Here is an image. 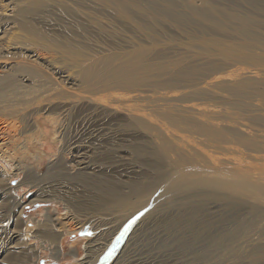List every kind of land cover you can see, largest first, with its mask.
Segmentation results:
<instances>
[{
    "label": "rangeland",
    "instance_id": "rangeland-1",
    "mask_svg": "<svg viewBox=\"0 0 264 264\" xmlns=\"http://www.w3.org/2000/svg\"><path fill=\"white\" fill-rule=\"evenodd\" d=\"M21 7L25 11L19 13ZM0 31L5 42L0 49V73L20 65L35 69L37 76L25 73L29 81L24 83L44 82L43 94L53 96L49 106L61 108L68 95L78 100L84 96L111 100V105H90L87 112L77 114L83 108L79 101L64 121L67 129L62 141L51 148L53 154L32 159L37 150L31 148V158L22 167L39 164L37 174L48 176L58 164L74 176L83 166L74 163L73 146L78 145L83 146L87 176L120 183L124 191L133 181L163 185L173 176L183 181L248 170L247 179L257 188L264 187V0H0ZM137 57L151 69L144 67L123 79L109 74ZM104 61L109 70L95 69ZM67 106L60 109L61 119L67 117ZM191 106L215 109L218 114L200 117ZM135 109L139 116L134 115ZM203 121L237 135L234 144L223 147L239 149L232 157L241 158L240 162L215 164L197 150L177 146L172 133L204 139L192 125ZM163 148L167 149L164 156L149 153ZM6 154L0 151V179L10 175L9 187H14L24 175L14 169L19 157L9 162ZM160 161L164 164L160 175L167 178L157 180L149 163ZM67 185L64 190L57 187L62 190L59 197L35 203L28 202L35 188L22 184L14 190L24 205L22 219L32 233L40 226L36 221L82 224L81 229L66 232L58 251L29 234L28 243L39 255L37 264H80L88 259L87 242L98 234L105 244L91 264H114L118 257L122 264H246L248 252L264 243V194L241 192L235 211L223 202L205 201L199 216L202 222L216 225L214 229L228 231L244 220L254 221L249 234L214 250L210 239L196 236L202 226L191 216L182 189L175 191L174 198L152 200L128 217L99 203L79 181L67 180ZM3 188L0 181V214L6 219L8 198ZM133 196L131 204L137 201ZM71 199L79 210L68 202ZM156 203L150 218L142 219ZM259 262L264 264V259L255 264Z\"/></svg>",
    "mask_w": 264,
    "mask_h": 264
},
{
    "label": "bare ground",
    "instance_id": "bare-ground-1",
    "mask_svg": "<svg viewBox=\"0 0 264 264\" xmlns=\"http://www.w3.org/2000/svg\"><path fill=\"white\" fill-rule=\"evenodd\" d=\"M40 1L42 2V0ZM119 8L122 9L121 7ZM23 11H25V8L21 7L19 9V13ZM27 30L29 32L34 31V29H31L29 25L27 26ZM3 39V33H1L0 49L1 47L4 48L3 46L5 42L3 43ZM6 47H9L8 44ZM144 67L146 68L147 66H144L142 64V58L137 57L132 58V60L129 59L128 61L123 62V64L118 67L112 68L109 74L122 79L130 78V76H133L138 70L141 69L142 71V68ZM104 68L105 61L102 64L99 63L97 66H95V69L100 71L101 69H103L104 71ZM147 68L151 69V67ZM6 70V73H0V151L3 156L7 153L6 155L8 156L9 162H13L14 158L17 159V157H19L20 160L19 162H16V164L14 165V169L16 171L21 170L24 176L20 183H18V185L14 187H9V182L10 180H12V177L10 175L8 177L6 176L7 178L5 180L0 179V181L4 183V193L8 198L4 205L5 214L7 217H3L6 219H2L0 214V264L38 263V252L33 247H31L30 243H28L29 234H31L32 237L39 239L41 243H49L51 249L58 251L62 246L66 232H68V234H71L72 232H75V230L81 229L82 227V224H79V226L77 227H73L72 225L65 226L62 223H50V220H46L43 223L36 221L37 225L39 224L40 226L37 231L32 233V231H30V229L27 227L28 221H24L22 219L24 205L22 204L21 199L14 194V190H19L22 184H26L27 186H29V188H35L36 192L28 201L29 203H35L37 201H45L49 198L59 197L62 190H58V188L68 187L67 180L74 179L84 184L88 188L90 195L97 199L99 203L114 207L118 211L124 212L128 217L136 212L138 213L144 207L149 205V202L152 200L155 201L156 199H161L162 201L165 198H174L175 195H177L175 191H177L178 189H182L186 191L184 203L189 206L191 216H196L202 226V228L200 227L201 231L196 232V236L203 235L204 238L210 239V241L213 243L214 250H221L223 246L232 244L236 239L240 237L241 234H249L248 231L250 230L248 229L252 227L254 221L252 222L244 220L243 222H240V224H238V226L234 229L221 231V229H214L216 228V225L214 224H207V222H202V216H199L201 211L205 207V201H207L208 199H212L217 202H223L230 211H235V208H237L240 203L239 194L241 192H245V194L249 196H251V194L254 195L255 193L264 194V187L257 188L254 183L247 179L248 175L250 174L249 170L243 172V174L241 175H238L237 173L231 171H222L221 174L219 173L218 176H215L214 178H205L203 176H199L193 179H186L185 177V180L183 181L179 179V176H173L172 178L167 180L166 184L164 183L163 185L159 182V184L156 182L146 185L147 183L144 184L141 180L133 181L131 183L129 182V184H126L129 189L128 191H124V189H122L123 185L121 186L120 183H112L106 178H92L87 176V162L84 161L83 158L85 154L83 152V146L78 145L73 146V148H75V155L73 157L75 158V160L77 159L76 161L74 160V163L77 164V166H83L79 168V172L74 176H70L66 171H64V168L60 165L58 166V164L51 168L48 176H39L37 174V166L39 164L33 165L32 167L28 168L27 166L22 167V162L26 165V161L31 158L29 156V153H31V148L37 150V155H32V159H42L44 155L53 154L50 152L51 148L54 147V144L56 142L62 141L67 129L65 128L64 121L68 120V116L71 115V112L73 111L72 109H75V106L78 103L83 102V108H78V110H76L77 114L87 112L90 108V105L97 104L103 105L104 107L111 105V100L103 97L99 98L93 96H84L80 100H78V98H75L72 95H68L67 97H64L68 98V101L64 104L68 105L67 108L64 109L66 111L65 115H67V117L61 119L60 115L62 114V112H60V109L64 107V105L61 104V108L58 105L56 107L49 106L53 96L43 94V91H45L43 89L45 88V86H47L44 85V82H41L38 79H34L30 81L32 85L24 83V81L28 80L25 73L37 76V72L35 71V69L29 66L20 65L16 66L15 68L8 67ZM107 70H109V68H107ZM56 85V87L59 88L58 84ZM52 102H54V100ZM196 108L194 113L198 114V116L200 117H210L218 114L217 110L214 111L215 109L209 111L207 110L208 108L206 110L203 109V107L202 109L200 107L197 109ZM133 113L134 115H140L137 109L133 110ZM185 123L188 124L191 123V121L186 120ZM192 125L197 134L203 136L204 139H194L192 137H187L178 133H172L171 135L179 142L177 143V146L179 148H189L192 151L197 150L200 153L207 155L210 161L215 164L234 163L235 160H238V162L241 161V158L236 159L232 157V155L239 154V149L237 150L232 145L226 148L223 147L225 143H235L237 135H235L234 132H230L231 130L226 131V128L221 129L219 127H214L213 129L212 127L205 124L204 121L203 123H192ZM98 133L99 128L94 134H91L89 137L93 139ZM226 139L230 141H227ZM205 140L210 141L211 143L209 145H205ZM73 143L74 142H71V144ZM84 147L87 146L84 145ZM224 149L225 152L219 151ZM142 151L143 149L138 150V152L140 153ZM166 151L167 149L165 148L155 150L153 149L149 153L164 156ZM182 160L183 156L181 157V161ZM176 163L178 162L176 161ZM162 166H164V164L161 161L159 163H149V167L156 171V174L158 176H156L158 178H156L157 180H161V178H167V176H165L164 174H162V176L160 175ZM12 174L17 175L18 173L12 172ZM223 176H227L229 178L222 179L221 177ZM150 181H152V179ZM205 187H207L211 191L202 192L201 188ZM131 194H134V196L137 198V201L133 204H131V202L129 201V197ZM68 202L75 206V211L79 210L78 204H76V201L74 199H71V201ZM68 202L66 203L67 205H69ZM158 203H156V205L154 204L153 208H150L152 207L150 206L149 209L151 210H149L147 213L145 212L146 214L142 217V219L145 217L150 218ZM65 207L67 208L68 206L65 205ZM10 220L12 222H10ZM21 226H24V231L22 230V232L19 231V228ZM105 230L106 229L104 228L101 233L105 234ZM102 236L101 234H98L96 238L91 239L87 242L85 246L87 249L85 258L88 259L80 264H91L94 258L100 256L99 252L102 250L105 244L103 242V240L105 239L102 238ZM205 251L207 252V250ZM247 255L248 261L246 264H255V262H258L260 259H264V243L256 245L248 252ZM72 256H76V253L73 252ZM119 258L120 257L116 259L114 264H122ZM123 264L125 263L123 262Z\"/></svg>",
    "mask_w": 264,
    "mask_h": 264
}]
</instances>
